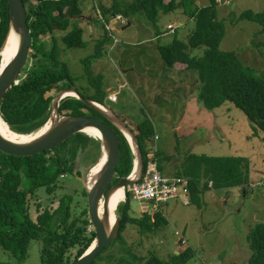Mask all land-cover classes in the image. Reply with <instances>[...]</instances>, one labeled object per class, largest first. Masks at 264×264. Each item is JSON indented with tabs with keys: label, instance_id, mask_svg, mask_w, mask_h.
<instances>
[{
	"label": "trees",
	"instance_id": "trees-1",
	"mask_svg": "<svg viewBox=\"0 0 264 264\" xmlns=\"http://www.w3.org/2000/svg\"><path fill=\"white\" fill-rule=\"evenodd\" d=\"M84 1L23 0L31 38L29 56L18 83L8 90L0 104V117L12 132L30 135L41 129L48 122L52 100L64 89L73 88L85 99L103 105L107 96L104 76L97 74L93 77L90 65L91 60H98L105 53L111 54L121 43L116 32L106 29L109 18L120 15L129 27L133 21L139 23L145 19L149 23L147 33L152 29L153 36L159 40L166 33L158 26L161 16L178 12L182 7L179 13L193 22L194 29L186 40L174 38L167 45L157 47L163 62L161 66L168 71L177 66L184 80L190 75L189 71H193V77L190 76L197 83V99L205 109L214 110L230 102L247 116L252 134L264 139V71H259L257 77L241 64L234 52L219 49L225 34V21L219 20L216 12L221 0H208L203 7L194 6L195 0H170L167 3L164 0H132L124 8L116 0H112L109 6L103 0H95L94 10L101 15L98 20H105L101 26L104 35L96 42L94 53L83 60L85 76L93 88L88 87L83 92L76 87L61 54L86 47L84 31L79 24L85 17ZM238 20L257 23L264 30V12L246 10L230 22ZM92 22L95 23V19ZM9 25L7 0H0V51ZM166 31L175 34L167 28ZM107 43L108 49L105 47ZM200 49L201 54L195 55ZM108 58L112 62L111 57ZM59 111L64 116L99 119L113 131L119 143V158L110 187L131 174L134 156L129 143L116 127L73 97L62 100ZM123 119L136 135L143 165L148 160H156L158 172L167 176L168 169L163 164L170 160L171 155H160L148 145L153 137V141L156 140L150 119L146 116L138 122ZM89 142L88 136L77 133L57 147L36 155L15 156L0 152V264H24L33 246L38 248L40 264H73L90 247L95 233L88 216L85 189L81 183L76 188L70 187L66 181L67 177L76 178V159ZM245 162L246 159L240 155H190L181 164L183 174L177 172L174 176L190 180L189 201H193L204 190L200 185L206 179L207 184L203 187L207 189L243 187L247 182L243 172ZM188 165L190 168H185ZM199 166H203V177L200 172L196 174ZM40 193L45 196L44 201ZM33 202L34 217L31 215ZM129 210L130 200L126 196L124 203H120L115 211L120 220L116 241L121 240L128 226L136 225L140 231L153 232L160 225L159 211H155L151 221L148 213L136 219L129 215ZM247 239L252 252L247 264H264V223L254 225ZM103 252L97 255L93 264H97L98 259L102 260ZM126 253L130 256L127 262L120 257L115 263L169 264L151 254L140 258L129 250ZM191 255L187 248L179 256L185 263Z\"/></svg>",
	"mask_w": 264,
	"mask_h": 264
},
{
	"label": "rangeland",
	"instance_id": "rangeland-1",
	"mask_svg": "<svg viewBox=\"0 0 264 264\" xmlns=\"http://www.w3.org/2000/svg\"><path fill=\"white\" fill-rule=\"evenodd\" d=\"M94 1H84L85 17L79 21L86 47L61 54L76 87L83 92L88 87L93 89L85 76L83 60L94 53L96 42L104 35L101 26L105 20H98L101 15L95 12ZM116 1L122 8L132 2ZM164 1L167 3L170 0ZM221 1L216 12L217 18L225 21V34L219 49L234 52L241 64L258 77V72L264 71V30L259 24L248 20L233 23L230 20L246 10L263 13L264 0ZM103 2L109 6L112 0ZM206 3L208 0L205 3L204 0H195L194 6L203 7ZM180 8L178 12L159 19V28L166 32L159 40L152 35L153 31L147 33L149 23L145 19L139 23L133 21L129 27L124 20L117 22L116 16L109 18L106 29L116 32V38L121 43L111 54L105 53L102 58L91 60L90 65L93 77L97 74L104 76L107 96L103 106L128 122H138L145 116L150 119L156 140L153 141V137L148 145L160 155H171L170 160L163 164L168 169L167 176L173 177L177 172L183 174L181 164L190 155H240L246 159L243 172L247 182L243 187L201 190L195 200L186 205L181 199L162 204L158 210L161 222L155 231L145 232L136 225L128 226L121 240L102 251V260L98 259L97 264H116L120 257L127 262L130 258L127 250L140 258H147L151 254L169 264H247L252 254L248 234L254 225L264 223V139L252 134L247 116L230 102L214 110L205 109L197 99L193 71H189L192 77L188 75L184 81L177 68L171 72L161 66L163 62L157 54V47L167 45L174 38L186 40L194 29L193 22L179 13L183 9ZM166 28L175 34H169ZM108 46V43L105 44L106 49ZM201 51H196L195 55L201 54ZM163 73H167L166 76ZM110 95L116 97L115 103L107 100ZM88 137L90 142L75 162L76 178L71 176L66 179L70 187L85 185L90 179L91 168L100 159V141ZM202 171L203 166L196 168V174L200 172L201 177ZM206 180L203 186L207 184ZM67 184L64 185L69 188ZM44 198L43 195V201ZM153 212L146 202L130 201L129 215L132 218L138 219L148 213L152 221ZM31 215L35 216V202ZM184 228L186 231L182 238ZM181 238L183 242L179 244ZM187 248L192 255L183 263L179 255ZM24 264H40L36 246L30 249L29 258Z\"/></svg>",
	"mask_w": 264,
	"mask_h": 264
},
{
	"label": "water",
	"instance_id": "water-1",
	"mask_svg": "<svg viewBox=\"0 0 264 264\" xmlns=\"http://www.w3.org/2000/svg\"><path fill=\"white\" fill-rule=\"evenodd\" d=\"M7 3L10 16L8 35L10 32L18 35V46L10 62L5 68L0 70V104L8 90L18 83V77L28 59L31 45L23 0H7ZM67 97H73L81 101L122 133L129 143L134 156L133 169L128 177L121 178L118 183L110 187L118 164V140L113 131L99 119L89 116L61 115L59 111L60 103ZM0 120L9 128L8 124L1 117ZM47 124L49 126L46 131L27 142H14L0 134V152L15 156L36 155L57 147L74 134H85L84 131L89 129H94L99 133L98 140L101 144V151L105 153V159L94 176L83 185L86 192L88 216L95 233V238L83 255L73 263L93 264L97 255L107 246L114 243L118 237L119 218L115 217V221L112 224L110 222L109 202L112 195L119 189H123L126 185L136 183L141 178L143 158L139 144L135 133L110 108L85 99L73 88L61 90L56 94L52 100L48 122L43 127ZM185 231L186 229L184 228L182 238L185 236ZM182 238L179 244L182 242Z\"/></svg>",
	"mask_w": 264,
	"mask_h": 264
},
{
	"label": "built area",
	"instance_id": "built-area-1",
	"mask_svg": "<svg viewBox=\"0 0 264 264\" xmlns=\"http://www.w3.org/2000/svg\"><path fill=\"white\" fill-rule=\"evenodd\" d=\"M116 20L118 22L124 19L121 16H116ZM114 42L116 43L117 40ZM108 99L111 102H116V97L113 98L111 95ZM189 183L190 180L186 177L162 176L158 172L157 161L148 160L143 168L141 178L136 183L124 187V201L127 196L130 201L146 202L152 211H157L162 204L173 199H181L186 205L190 199Z\"/></svg>",
	"mask_w": 264,
	"mask_h": 264
},
{
	"label": "bare ground",
	"instance_id": "bare-ground-1",
	"mask_svg": "<svg viewBox=\"0 0 264 264\" xmlns=\"http://www.w3.org/2000/svg\"><path fill=\"white\" fill-rule=\"evenodd\" d=\"M116 19V18H115ZM18 46V35L16 33H9L5 44L3 46V49L0 52V70L5 68L7 64L10 62V60L13 58L14 54L16 53ZM48 124L43 127L39 132L31 134V135H18L14 132H12L1 120H0V134L7 138L8 140L14 141V142H27L33 138H35L37 135L41 134L42 132L46 131L48 128ZM86 135L91 136L93 138L99 139V133L94 129H89L84 131ZM105 159V153L101 151L100 159L99 161L91 168L90 170V178L94 176V174L99 170L101 165L103 164ZM87 176V175H86ZM124 199V192L123 189H119L116 191L109 202V212H110V222L111 224L115 221V211L117 206L123 201ZM178 235L179 232H177ZM182 236V235H181ZM184 237V236H183Z\"/></svg>",
	"mask_w": 264,
	"mask_h": 264
},
{
	"label": "crops",
	"instance_id": "crops-1",
	"mask_svg": "<svg viewBox=\"0 0 264 264\" xmlns=\"http://www.w3.org/2000/svg\"><path fill=\"white\" fill-rule=\"evenodd\" d=\"M204 3H205V0H204ZM168 25H170V24H168ZM180 25H183V24H182V23H180ZM149 31L151 32V31H153V30H152V29H150ZM152 35H153V33H152ZM152 39H154V40H155V38H153V37H152ZM156 39H157V38H156ZM155 48H156V47H155ZM157 54H158V51H157ZM176 68H177V66H176V67H175L173 70H171V71H175V70H176ZM172 79H173V78H172ZM172 79H170V81H171ZM185 80H186V79H185ZM185 80H184V81H185ZM182 83H183V82H182ZM202 183H204V181H202V182H201L200 188H204V187H203V185H202ZM206 189H207V188H204V190H206Z\"/></svg>",
	"mask_w": 264,
	"mask_h": 264
},
{
	"label": "clouds",
	"instance_id": "clouds-1",
	"mask_svg": "<svg viewBox=\"0 0 264 264\" xmlns=\"http://www.w3.org/2000/svg\"><path fill=\"white\" fill-rule=\"evenodd\" d=\"M143 168H144V165H143ZM141 176H142V175H141ZM168 177H169V176H168ZM173 177H177V176H173ZM123 189H124V188H123ZM123 202H124V199H123ZM158 210H159V209H158ZM158 210H157V211H158ZM154 213H155V212H153L152 214H154ZM182 242H183V241H182ZM182 242H181V243H182Z\"/></svg>",
	"mask_w": 264,
	"mask_h": 264
}]
</instances>
